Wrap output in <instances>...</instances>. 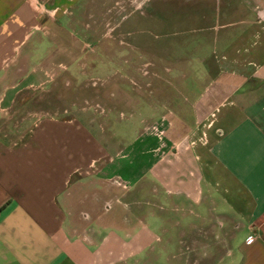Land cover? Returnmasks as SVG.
<instances>
[{"label":"crops","instance_id":"crops-1","mask_svg":"<svg viewBox=\"0 0 264 264\" xmlns=\"http://www.w3.org/2000/svg\"><path fill=\"white\" fill-rule=\"evenodd\" d=\"M38 1L0 0V264L145 255L161 241L156 219L125 196L151 179L227 220L223 252L207 246L195 264H264V0H227L218 72L192 119L147 116L127 145L85 107L35 104L81 69L78 29L109 0Z\"/></svg>","mask_w":264,"mask_h":264},{"label":"rangeland","instance_id":"rangeland-1","mask_svg":"<svg viewBox=\"0 0 264 264\" xmlns=\"http://www.w3.org/2000/svg\"><path fill=\"white\" fill-rule=\"evenodd\" d=\"M227 5V0H109L91 6L95 12L85 14L77 33L88 44L81 69L68 73L55 98L39 95L36 107H85L123 145L149 117L181 114L191 120L193 105L218 72L217 40L227 29ZM125 200L137 214L156 219L161 241L121 264H195L210 245L222 253L219 240L231 235L221 229L225 217L198 216L194 205L152 179L129 190Z\"/></svg>","mask_w":264,"mask_h":264},{"label":"built area","instance_id":"built-area-1","mask_svg":"<svg viewBox=\"0 0 264 264\" xmlns=\"http://www.w3.org/2000/svg\"><path fill=\"white\" fill-rule=\"evenodd\" d=\"M31 3H35L36 5H39V1L38 0H28ZM44 13L42 11L39 10L38 12V19H40V21L44 18Z\"/></svg>","mask_w":264,"mask_h":264}]
</instances>
